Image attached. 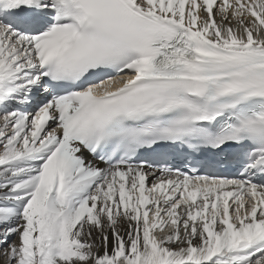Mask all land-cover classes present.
Masks as SVG:
<instances>
[{
	"label": "snow or ice",
	"instance_id": "obj_1",
	"mask_svg": "<svg viewBox=\"0 0 264 264\" xmlns=\"http://www.w3.org/2000/svg\"><path fill=\"white\" fill-rule=\"evenodd\" d=\"M0 264H264V0H0Z\"/></svg>",
	"mask_w": 264,
	"mask_h": 264
},
{
	"label": "bare ground",
	"instance_id": "obj_2",
	"mask_svg": "<svg viewBox=\"0 0 264 264\" xmlns=\"http://www.w3.org/2000/svg\"><path fill=\"white\" fill-rule=\"evenodd\" d=\"M89 158V157H88ZM90 159V158H89Z\"/></svg>",
	"mask_w": 264,
	"mask_h": 264
}]
</instances>
